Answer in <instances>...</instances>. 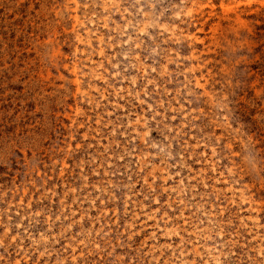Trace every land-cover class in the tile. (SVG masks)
<instances>
[{"label": "rangeland", "instance_id": "374dc122", "mask_svg": "<svg viewBox=\"0 0 264 264\" xmlns=\"http://www.w3.org/2000/svg\"><path fill=\"white\" fill-rule=\"evenodd\" d=\"M0 264H264V0H0Z\"/></svg>", "mask_w": 264, "mask_h": 264}]
</instances>
